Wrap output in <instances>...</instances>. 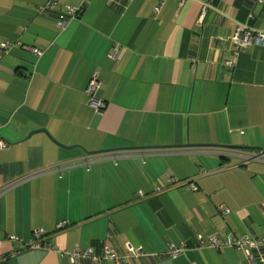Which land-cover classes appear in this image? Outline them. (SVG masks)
<instances>
[{
  "label": "crops",
  "instance_id": "1",
  "mask_svg": "<svg viewBox=\"0 0 264 264\" xmlns=\"http://www.w3.org/2000/svg\"><path fill=\"white\" fill-rule=\"evenodd\" d=\"M48 1L0 0V264H248L232 246L194 245L264 240V158L220 147L264 150V45L232 40L238 24L264 30V2L56 0L39 12ZM82 2L61 30L59 7ZM40 128L59 143L27 137ZM171 244L185 249L172 257ZM106 246L141 254L82 255Z\"/></svg>",
  "mask_w": 264,
  "mask_h": 264
},
{
  "label": "built area",
  "instance_id": "2",
  "mask_svg": "<svg viewBox=\"0 0 264 264\" xmlns=\"http://www.w3.org/2000/svg\"><path fill=\"white\" fill-rule=\"evenodd\" d=\"M163 1L164 0H162L159 5L155 6L154 10L156 12L160 9L161 5L163 4ZM183 1L185 0H181V2ZM261 1L264 2V0H261ZM84 3L85 2H82L79 6H71L69 4H64L59 7L57 25L61 30H64L69 25V23L83 11ZM56 7H57L56 0H49L46 5L39 8V12L42 13L49 9H55ZM205 10H206V6H204V11ZM253 39H255L257 43L264 45V30H258V29L250 28L247 25L238 24L237 32L232 37V40L234 43H236L237 47L246 48L253 43ZM1 47L2 49L6 50L9 47V43L3 42L1 44ZM34 51L37 54H41V51L38 49H34ZM117 54H118V50L115 47L114 52L112 53L111 57L115 58ZM235 63H236V58L225 61V64L231 67H233ZM98 88H99V83L94 78L93 80H91L89 84L88 93L91 96L89 106L96 113L102 112L105 107V102L102 99L98 98L96 95ZM8 145L9 144L8 142H6V140L0 138V150L7 148ZM260 152H261L260 154H257L253 151H235L229 154L236 155V156L238 155L239 157H242L244 160H250V159L262 160L264 158V151H260ZM191 186L193 188H196L194 184H192ZM220 208L223 214H226L229 212V209L226 207L221 206ZM63 225L64 223H60L58 227L61 228ZM37 234L38 236H40L41 233L38 232ZM262 245H264V240L255 239L248 234H243V235L238 236L234 231L232 234H229L226 238H223V239H220L217 236H210L207 239H204L202 236H198V240L194 246L195 248H200V247H205V246H211V247H216V248H220L224 246H232V247L237 248L238 250H242L246 254V257L248 259V264H253L255 260L254 250L259 248ZM30 246L37 247L38 243L37 242L31 243ZM184 249L185 248L183 245L175 246L171 244L170 249H169V254L172 257H176L179 253L183 252ZM104 251H105L104 258H107V259L108 258L109 259H120V258L127 259L131 255L137 256L141 254L140 250L138 251L135 250L133 246L129 247V252H127V256H124V257H120L114 252L110 251L107 246L104 248ZM91 253H92L91 250L88 249L82 255L88 256ZM78 256H80V254H73L71 258L74 261L76 260L75 258H78ZM97 259L98 257L95 256L94 260H97Z\"/></svg>",
  "mask_w": 264,
  "mask_h": 264
},
{
  "label": "water",
  "instance_id": "3",
  "mask_svg": "<svg viewBox=\"0 0 264 264\" xmlns=\"http://www.w3.org/2000/svg\"><path fill=\"white\" fill-rule=\"evenodd\" d=\"M45 132L48 137L53 140L55 143H59L56 138L54 136L51 135V133L47 130V129H44V128H40V129H36V130H33L31 131L27 137H29L32 133L34 132ZM191 145V144H189ZM221 148H225V149H229V150H234V151H247V150H250V151H255L256 149H262L260 147H255V146H244V145H221L220 146ZM261 151H264V150H261Z\"/></svg>",
  "mask_w": 264,
  "mask_h": 264
},
{
  "label": "trees",
  "instance_id": "4",
  "mask_svg": "<svg viewBox=\"0 0 264 264\" xmlns=\"http://www.w3.org/2000/svg\"><path fill=\"white\" fill-rule=\"evenodd\" d=\"M247 151H250V150H247ZM62 223H64V222H62ZM65 227H67L66 224H64L61 228H65ZM29 247H32V246H29ZM95 256L98 257L97 260H94V257ZM88 258L91 259L93 262H101L103 259H106L107 260V258H104V252H101V254L91 253L90 255H88ZM120 259L123 260V258H120Z\"/></svg>",
  "mask_w": 264,
  "mask_h": 264
}]
</instances>
